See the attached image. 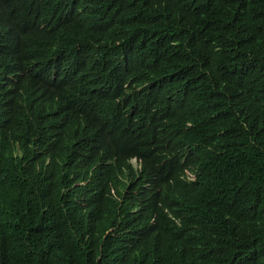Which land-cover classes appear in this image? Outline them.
Returning <instances> with one entry per match:
<instances>
[{"label": "trees", "instance_id": "obj_1", "mask_svg": "<svg viewBox=\"0 0 264 264\" xmlns=\"http://www.w3.org/2000/svg\"><path fill=\"white\" fill-rule=\"evenodd\" d=\"M0 76V264H264V0H0Z\"/></svg>", "mask_w": 264, "mask_h": 264}, {"label": "clouds", "instance_id": "obj_2", "mask_svg": "<svg viewBox=\"0 0 264 264\" xmlns=\"http://www.w3.org/2000/svg\"><path fill=\"white\" fill-rule=\"evenodd\" d=\"M15 96L19 101L11 98ZM0 98L6 100L12 107L11 123L13 133L18 139H22L34 128L42 124H48L53 117L54 100L48 90L37 84H18L10 79L0 76ZM5 123L0 120V124ZM150 139V138H149ZM151 141V139H150ZM152 142V141H151ZM153 143V142H152ZM120 163L132 167L137 173L146 178L147 191L145 194L153 193L158 180L154 179L149 171L148 161L142 156L130 157L122 160H116L111 164L110 172L114 173ZM188 180L193 177L188 175ZM20 203L16 206L18 210ZM138 222L147 223L151 211V205L144 204L139 208ZM29 206L25 207L23 226L28 220Z\"/></svg>", "mask_w": 264, "mask_h": 264}]
</instances>
